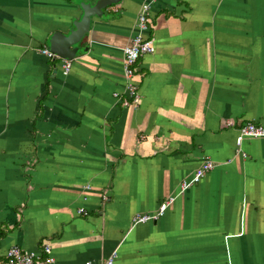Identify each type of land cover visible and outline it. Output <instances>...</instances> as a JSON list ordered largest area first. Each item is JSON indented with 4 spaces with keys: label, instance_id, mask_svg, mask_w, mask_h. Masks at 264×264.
Returning <instances> with one entry per match:
<instances>
[{
    "label": "crops",
    "instance_id": "obj_1",
    "mask_svg": "<svg viewBox=\"0 0 264 264\" xmlns=\"http://www.w3.org/2000/svg\"><path fill=\"white\" fill-rule=\"evenodd\" d=\"M95 1L0 0V260L49 245L52 264H264V138L236 144L244 122L264 125V0H119L64 74L40 49ZM143 3L154 51L126 106Z\"/></svg>",
    "mask_w": 264,
    "mask_h": 264
},
{
    "label": "built area",
    "instance_id": "obj_2",
    "mask_svg": "<svg viewBox=\"0 0 264 264\" xmlns=\"http://www.w3.org/2000/svg\"><path fill=\"white\" fill-rule=\"evenodd\" d=\"M152 28L150 19V4L143 3L140 7V11L137 16V33L130 40L129 44L122 48L123 53V75L125 79L124 96L122 104L129 106L131 104L136 105L140 100V93L136 82H134L135 65L138 59L148 53L154 51L153 37L149 34V30ZM40 52L46 55L50 60L60 59L62 71L67 74L71 61L62 57H59L47 47L40 49ZM114 96L119 97L118 93H114ZM231 123H227L230 125ZM244 138H264V125L259 122L247 121L244 122L238 128V134L236 138V144L239 146ZM214 167V163L206 159L195 170L193 176L189 180H183L180 185L181 190H185L191 185L200 181L203 175ZM173 197L162 201L159 207L154 213L137 214L132 219V224L145 223L150 220H156L162 216L166 208L173 201ZM78 213L86 214L84 209H79ZM51 249L49 245H44L40 252H31L22 249L18 245H12L5 253L4 258L0 260V264H52L53 258L50 255ZM115 252H113L103 264H114ZM84 264H93L91 261H87Z\"/></svg>",
    "mask_w": 264,
    "mask_h": 264
},
{
    "label": "water",
    "instance_id": "obj_3",
    "mask_svg": "<svg viewBox=\"0 0 264 264\" xmlns=\"http://www.w3.org/2000/svg\"><path fill=\"white\" fill-rule=\"evenodd\" d=\"M119 0H96L95 3L80 2L82 15L73 21V27L67 34L60 31L52 33L48 40V49L59 57L72 60L83 43L93 16H101L103 9L116 4Z\"/></svg>",
    "mask_w": 264,
    "mask_h": 264
}]
</instances>
